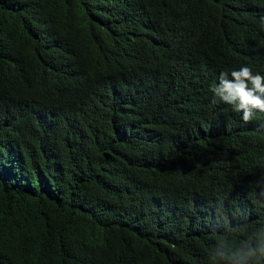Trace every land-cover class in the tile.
Listing matches in <instances>:
<instances>
[{
  "label": "trees",
  "instance_id": "1",
  "mask_svg": "<svg viewBox=\"0 0 264 264\" xmlns=\"http://www.w3.org/2000/svg\"><path fill=\"white\" fill-rule=\"evenodd\" d=\"M243 66L264 0H0V264H256L264 111L212 91Z\"/></svg>",
  "mask_w": 264,
  "mask_h": 264
},
{
  "label": "clouds",
  "instance_id": "2",
  "mask_svg": "<svg viewBox=\"0 0 264 264\" xmlns=\"http://www.w3.org/2000/svg\"><path fill=\"white\" fill-rule=\"evenodd\" d=\"M212 91L220 100L233 105L235 111H242L244 122L252 119L253 109L264 111V76L253 75L247 66L231 71V79L228 78V73H221L220 83ZM233 256L242 260L243 264H248L240 250ZM246 256L254 259L256 264H262L264 241L260 242L257 249L248 248Z\"/></svg>",
  "mask_w": 264,
  "mask_h": 264
}]
</instances>
